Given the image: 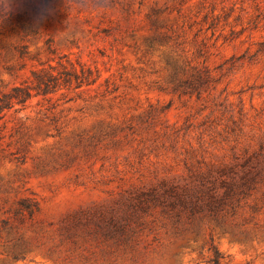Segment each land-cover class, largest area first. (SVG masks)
Instances as JSON below:
<instances>
[{
    "label": "rangeland",
    "instance_id": "obj_1",
    "mask_svg": "<svg viewBox=\"0 0 264 264\" xmlns=\"http://www.w3.org/2000/svg\"><path fill=\"white\" fill-rule=\"evenodd\" d=\"M60 60L0 111V264H264V0H0V96Z\"/></svg>",
    "mask_w": 264,
    "mask_h": 264
},
{
    "label": "trees",
    "instance_id": "obj_2",
    "mask_svg": "<svg viewBox=\"0 0 264 264\" xmlns=\"http://www.w3.org/2000/svg\"><path fill=\"white\" fill-rule=\"evenodd\" d=\"M97 79L98 77H93L90 69L81 67V69L78 70L70 61L67 60L66 62H63L60 60L58 61L57 66H51L48 69L32 72V84L22 83L18 86L12 87L8 92L1 93L0 111L9 110L17 104L24 105L35 95H48L57 92L61 88H71L73 86H75V88H80L84 85L94 84ZM255 180L256 178L250 175L246 176L241 185L231 184L228 193L223 198H218L214 194H211L207 203L214 210L212 215L219 216L224 213H231L232 215L237 214L239 206L238 198H246L249 196L251 186ZM169 196L171 195L169 194ZM172 196H176V198L174 197V200L178 199V201L182 202L184 207H187V200L181 194ZM235 197H237L236 201L234 200ZM193 198V200L198 203L191 209V213L194 215L195 213H198V210L200 212L201 209L198 205H200L203 198L200 195H195ZM21 206L30 210V212L33 210L32 205L28 204V199H22ZM251 209L253 213H257L260 211V205L255 204ZM210 251L212 252V255L206 260V264H221L223 255L218 250L214 237L211 238Z\"/></svg>",
    "mask_w": 264,
    "mask_h": 264
}]
</instances>
